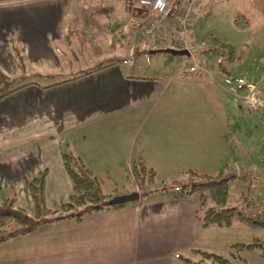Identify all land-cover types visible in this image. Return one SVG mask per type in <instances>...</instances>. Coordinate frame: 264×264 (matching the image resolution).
I'll use <instances>...</instances> for the list:
<instances>
[{
    "label": "crops",
    "instance_id": "obj_1",
    "mask_svg": "<svg viewBox=\"0 0 264 264\" xmlns=\"http://www.w3.org/2000/svg\"><path fill=\"white\" fill-rule=\"evenodd\" d=\"M135 16L132 0H0V70L23 87L0 101V201L15 198L33 214L29 181L47 170L46 202L58 209L72 193L64 154L115 196L138 192L134 166L165 177L226 170L231 73L197 55L182 67L203 63L207 73H135L136 51H157L141 42ZM194 36L189 28L193 49ZM156 194L44 224L1 245L0 264H190L186 253L210 252L214 228L202 227L198 197Z\"/></svg>",
    "mask_w": 264,
    "mask_h": 264
},
{
    "label": "rangeland",
    "instance_id": "obj_2",
    "mask_svg": "<svg viewBox=\"0 0 264 264\" xmlns=\"http://www.w3.org/2000/svg\"><path fill=\"white\" fill-rule=\"evenodd\" d=\"M199 4L198 14L189 26L195 34V49L191 57L197 55L209 65H216L221 58L224 59L221 50H209L214 47L212 39L232 45L236 52L235 63H225L236 89V97L231 96L227 113L229 122L235 125L230 138L231 162L226 170L220 171H224L226 177L236 175L229 182L228 205L245 211L247 205L252 204L249 207L252 215L264 219V104L258 109H252L250 105L253 99L264 103V0H200ZM145 40L141 37V42L157 47V51L150 55L138 49L132 61L135 73L151 70L160 75L164 72L176 74L180 67L187 64L185 61L191 59L165 52L168 49L164 42L146 43ZM220 172L211 175L217 176ZM244 176L245 181L242 180ZM187 182L186 174L174 177L159 175L155 184L148 186L147 190H160L166 186L168 189L156 192L160 198H165L176 193L171 184L181 187ZM128 187L133 185L129 183ZM110 190L111 186H107L105 193ZM120 192L123 190L120 189ZM212 228L207 238L212 249L209 253L219 254L235 264H264L259 250L241 252L242 259L234 260L232 256L235 253L232 245L236 243L247 244L258 239L264 245V228H251L239 222L228 228ZM186 255L192 262L200 258L197 252Z\"/></svg>",
    "mask_w": 264,
    "mask_h": 264
},
{
    "label": "trees",
    "instance_id": "obj_3",
    "mask_svg": "<svg viewBox=\"0 0 264 264\" xmlns=\"http://www.w3.org/2000/svg\"><path fill=\"white\" fill-rule=\"evenodd\" d=\"M212 41L214 47L209 50H221L224 59L221 58L219 66H221L223 73H228L229 71L225 63H235V48L230 44L219 42L218 39H212ZM22 59L20 57L19 60L23 65ZM113 64L108 63L105 66H100V68ZM89 73L86 72L85 74ZM78 77L80 76L76 78ZM22 88L16 87V81L0 70V101ZM62 160L72 183V193L69 198L58 209H50L46 202L48 171L43 170L39 172L29 181V193L34 204L33 214H29L25 209L21 208L15 198L0 201V246L20 240L44 224L70 218L80 221L90 214L118 209L123 206L110 205V201L116 196L114 194L104 193V178L93 172L80 157L64 154ZM187 174V183L182 184L181 187L172 186L171 184V188L176 190L175 195L177 199L192 196L198 197L200 201L199 219L203 228L214 226L228 228L235 222L246 224L251 228H264V219L259 215L254 216L251 213L252 210L249 207L252 204H248L245 211H240L228 205L229 182L235 179L236 175L226 177L221 172L217 176H212L200 174L192 170L187 172ZM156 179V171L144 165L134 166L129 178L137 187L140 197L168 189V187L164 186L160 190H147L148 186L155 184ZM242 180H246L245 176L242 177ZM232 248L235 251V253H232L234 260L237 258L242 259L240 254L244 251L259 250L261 251L262 257H264V245L258 239L247 244L236 243L232 245ZM196 252L200 258L196 262L187 260L190 264H235L232 260L219 254L209 253L203 250H196Z\"/></svg>",
    "mask_w": 264,
    "mask_h": 264
},
{
    "label": "built area",
    "instance_id": "obj_4",
    "mask_svg": "<svg viewBox=\"0 0 264 264\" xmlns=\"http://www.w3.org/2000/svg\"><path fill=\"white\" fill-rule=\"evenodd\" d=\"M199 3L200 0H132L136 16L131 22L133 26H141L143 38L147 41L168 42L177 50L191 52L189 24ZM201 73H207V67L197 62L178 70L181 77ZM263 104L261 100L253 99L250 105L252 109H258Z\"/></svg>",
    "mask_w": 264,
    "mask_h": 264
},
{
    "label": "water",
    "instance_id": "obj_5",
    "mask_svg": "<svg viewBox=\"0 0 264 264\" xmlns=\"http://www.w3.org/2000/svg\"><path fill=\"white\" fill-rule=\"evenodd\" d=\"M165 52L174 55V56H190V53L186 50H175V49H168ZM140 194L138 192H134L127 195L116 196L110 201L111 206H120L125 205L134 201L139 200Z\"/></svg>",
    "mask_w": 264,
    "mask_h": 264
}]
</instances>
